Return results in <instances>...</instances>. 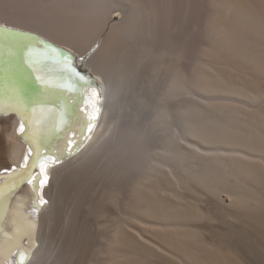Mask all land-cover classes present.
I'll use <instances>...</instances> for the list:
<instances>
[{
	"label": "bare ground",
	"instance_id": "obj_1",
	"mask_svg": "<svg viewBox=\"0 0 264 264\" xmlns=\"http://www.w3.org/2000/svg\"><path fill=\"white\" fill-rule=\"evenodd\" d=\"M24 1L48 18L0 22L84 57L102 92L53 76L32 172L23 122L0 115V264H264V0ZM97 158L112 222L92 234L79 194L53 234L64 186L83 193Z\"/></svg>",
	"mask_w": 264,
	"mask_h": 264
},
{
	"label": "snow or ice",
	"instance_id": "obj_2",
	"mask_svg": "<svg viewBox=\"0 0 264 264\" xmlns=\"http://www.w3.org/2000/svg\"><path fill=\"white\" fill-rule=\"evenodd\" d=\"M27 35L21 31L0 27V110H4L7 105L8 110L19 111L22 118L30 125L25 135L29 142L34 144L39 157V153L43 150L41 134L44 131L43 119L47 109L43 100L38 95H33L30 89L39 93L55 85L53 76L42 66L36 50L30 45L22 44L21 38ZM24 65L29 69L27 75L23 71ZM66 71L76 75L84 83L89 85L93 83L92 80L80 76L70 65ZM78 91L82 96V90ZM81 102L83 103V100ZM31 175L30 172L25 171L15 177H9V181L11 184L22 183L25 179H30ZM9 223L10 221L6 219L4 202L0 199V233L5 231ZM19 260L21 264H25L27 256L21 253Z\"/></svg>",
	"mask_w": 264,
	"mask_h": 264
},
{
	"label": "rangeland",
	"instance_id": "obj_3",
	"mask_svg": "<svg viewBox=\"0 0 264 264\" xmlns=\"http://www.w3.org/2000/svg\"><path fill=\"white\" fill-rule=\"evenodd\" d=\"M11 1H9V0H0V14L3 13L4 14L3 16H5V18H7V21L8 20L9 21L12 20L11 22L13 24L16 22L14 25L22 24L21 27H23V26L25 27L27 25H30L29 22L34 21V19L38 18L37 20H41L42 21V20H46L48 18L47 15L41 9L35 8L33 5H30V4L26 3L24 0H23V2H22V0H16L17 3L14 0L12 2ZM15 4H18V5H15ZM30 8H32V9H30ZM121 17H122V13L120 11H115L114 12L115 21L119 20ZM22 21L25 24H23ZM26 21H28V22H26ZM99 42H101V41H99ZM97 48H98V42L90 49V51L86 55V57L87 56L89 57L90 54H92L93 51L96 50ZM40 56L42 57V55H40ZM82 58L84 59V57L79 56V61L82 60ZM191 58H190V60H191ZM190 60H189V64H191V61H192V64H193L194 60L193 59L191 61ZM80 63L83 66H86L85 62H81L80 61ZM42 66L45 67L46 69L50 70V68H49L50 65L48 64L47 61H45V64H43ZM23 69L29 70L26 65L23 66ZM163 73H164V71H161V72L158 73V75L162 77ZM161 77H159L157 79L158 81H160V82H158V84H157V80H155L156 82L152 81V84L156 83L155 85L154 84L152 85L155 88V90L153 88V93H154V91L156 93L158 91V89L156 87L162 86L163 82L165 81V79H164L165 77H162L163 78V82H161ZM159 83H160V85H159ZM146 85H148V84L146 83ZM147 90H148V86L145 87L144 91H147ZM41 92H42L41 96L43 94H45V93H43V91H41ZM150 93H152V91L151 92L149 91V94ZM149 97L151 98L152 94H150ZM150 98H148V99H150ZM189 99H190V96H188V97L184 96V95L180 96L177 99L178 100V104L177 105H179V102L182 103V102H185V101H187ZM176 101H175V103H176ZM110 159H108V157L105 158V160L108 161V162H109ZM98 160H99V158H97L95 162H93V161L89 162L90 165L89 166L86 165L82 169L86 173L87 172H92V171L94 172V170L97 169L94 165L96 163H98ZM7 161L5 162V164H8ZM111 161L109 162L111 164L110 169H104V170H108L109 171L108 174H107L108 176L112 175V177H114L116 175L115 167H118L117 169L119 170V168H122V166L121 165H116V166L114 165L113 166V163ZM98 169L97 170L100 171V176H96L95 174H93V175H87L85 177L89 181L86 184H84L85 188H86V190H83L84 195H82L83 194L82 190L79 191L80 189H78V188L81 187V185H79V184H78L79 185L78 186L77 184L75 185V183H71L72 185L70 183H68L67 186L66 185L64 186V192H63L64 200H63V202H60V206H58V208L60 209L59 210L60 214H58L59 217L57 219L56 226H54L55 228H54L53 234L54 233L56 234V232H57L58 233L57 235H59V234L61 235L64 232L65 226H66L65 221L68 218V214L70 212L71 205L76 204L79 201V198H80V200H82V201H79L81 204L84 203L85 207L88 205V207H86V208L82 207V210L84 209L85 211H82L81 217L84 214V216H83L84 217L83 220L85 219L84 223L88 226V229H89V231L92 234L95 232L96 225L98 224V222H106V223H111L112 222L114 212L112 211V209L110 211V209H108V207L102 203L101 199H99L100 195H101V190L100 189H101L102 185L98 183V180H99V178L100 179H104L107 175L104 176L103 173H105V172H101V168H98ZM97 170H95V171H97ZM113 170H115V173H111V171H113ZM102 177H104V178H102ZM79 194H81V195L78 196ZM77 196H78V201H77V198H76ZM45 204H48V200L45 201ZM61 206H63V207H61ZM63 228H64V230H63Z\"/></svg>",
	"mask_w": 264,
	"mask_h": 264
},
{
	"label": "water",
	"instance_id": "obj_4",
	"mask_svg": "<svg viewBox=\"0 0 264 264\" xmlns=\"http://www.w3.org/2000/svg\"><path fill=\"white\" fill-rule=\"evenodd\" d=\"M0 27H6L9 29L21 31V32L28 34L26 37L21 38L22 44L30 45L32 48L36 50V53L39 59L42 61V65L45 64V61L48 62V64L50 65L49 66L50 70L49 69L47 70L52 76L58 77L62 75H68V76L72 75L76 77L77 79H79V77H77L76 75L66 71V68L70 65L71 67L75 68L76 72H78L80 76H83L86 79L92 80L93 82L92 85L101 94L102 86L100 84V81L87 67L83 66L80 63L79 56L75 52H73L71 49L60 46L57 43L53 42L52 40L47 39L43 37L42 35H40L39 33L34 32V31L13 27V26L7 25L2 22H0ZM40 55H42V57ZM23 71H24V74L27 75L29 70L23 69ZM66 83H70V79H68ZM30 92L33 95H38V97L43 100L44 106H46L47 98L44 95L41 96L42 92L37 93L34 89H30ZM1 114H15L23 122V129L20 132V136L24 141L28 142L32 148V151H33L32 158H31L30 163L27 166L28 170L32 172L33 169L36 167L37 162L43 158L44 152L42 150V152L39 153V157H38V153L35 149L34 144L29 142L27 136L25 135L26 133H28L30 125L22 118L19 111L8 110L7 105H5L4 110H0V115ZM3 184L4 183H1L0 187L3 186ZM21 253L25 254V251L20 250L18 252V257H17L18 260H19V256Z\"/></svg>",
	"mask_w": 264,
	"mask_h": 264
},
{
	"label": "flooded vegetation",
	"instance_id": "obj_5",
	"mask_svg": "<svg viewBox=\"0 0 264 264\" xmlns=\"http://www.w3.org/2000/svg\"><path fill=\"white\" fill-rule=\"evenodd\" d=\"M54 78H55V76H54ZM56 78H57V80L62 82V84H64L66 87H69V88H73L75 85H82L83 87L95 89L92 84L90 86L89 84L84 83V81H81L80 79H77L76 77H74L72 75H69V76L68 75H62V76H58V77L56 76ZM68 79H70V83H66ZM68 85H71V86H68Z\"/></svg>",
	"mask_w": 264,
	"mask_h": 264
}]
</instances>
